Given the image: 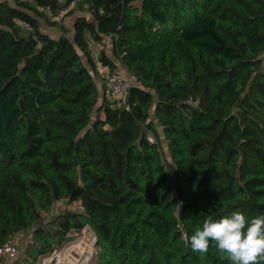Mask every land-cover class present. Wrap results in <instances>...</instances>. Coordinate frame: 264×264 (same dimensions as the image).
I'll list each match as a JSON object with an SVG mask.
<instances>
[{
  "label": "trees",
  "instance_id": "16d2710c",
  "mask_svg": "<svg viewBox=\"0 0 264 264\" xmlns=\"http://www.w3.org/2000/svg\"><path fill=\"white\" fill-rule=\"evenodd\" d=\"M69 1L0 0V245L30 235L7 264L84 227L91 264H230L185 236L209 215L264 214V0H77L69 13L91 17L71 27L39 10ZM87 35L136 77L128 110L99 96Z\"/></svg>",
  "mask_w": 264,
  "mask_h": 264
},
{
  "label": "clouds",
  "instance_id": "9594fccd",
  "mask_svg": "<svg viewBox=\"0 0 264 264\" xmlns=\"http://www.w3.org/2000/svg\"><path fill=\"white\" fill-rule=\"evenodd\" d=\"M185 238L200 255L207 254L212 245L230 264H264V214L248 218L236 210L218 219L209 215Z\"/></svg>",
  "mask_w": 264,
  "mask_h": 264
},
{
  "label": "built area",
  "instance_id": "2783aa9c",
  "mask_svg": "<svg viewBox=\"0 0 264 264\" xmlns=\"http://www.w3.org/2000/svg\"><path fill=\"white\" fill-rule=\"evenodd\" d=\"M76 2L77 0H70L66 7L61 8L56 12H53L49 7H39V10L44 15H46V17L51 22L61 23L65 27H71L72 18L69 12L74 7ZM19 24L25 30H31L32 28L30 23L25 20H21ZM109 42L110 38L108 36H102L100 40L95 39L91 35L86 36V43L88 46V57L93 63L101 65L98 61L99 52L103 48V46L105 44H109ZM136 82V77L130 72H128L122 65L114 70L109 69L108 72L105 74L104 80L102 82V99L109 102L111 106H123L126 110H128V97L130 88L132 85L136 84ZM149 140L155 141V137L150 134ZM67 207L75 210L83 209V206L79 202L69 204ZM61 208H64L63 202H55L51 212L48 215L53 216ZM22 234L23 233L21 232L16 233L10 238H8L2 245H0V261L1 259L13 260L18 257L20 238Z\"/></svg>",
  "mask_w": 264,
  "mask_h": 264
},
{
  "label": "rangeland",
  "instance_id": "374dc122",
  "mask_svg": "<svg viewBox=\"0 0 264 264\" xmlns=\"http://www.w3.org/2000/svg\"><path fill=\"white\" fill-rule=\"evenodd\" d=\"M11 3L12 2L10 1V4ZM104 46L107 52L110 54V51H108V49L110 48V44H105ZM90 64L95 65L93 69L91 68V65L88 68L90 69L92 76H94L93 78L99 83V86H101L104 80V76L108 72V69L105 68V71L99 74L97 69H95V67L98 64L96 63H90ZM93 239H94V234L92 233V231L88 227H84L81 231L73 232L70 236V239L67 242H65L59 248H55L50 254L41 257L35 264H52L57 260V254L61 253L62 251L64 254L66 253L65 251L67 252L70 251L69 253L65 254L64 262H62V264H73L75 262L81 263L80 259H85L84 256L87 254L86 245H89V247L91 248V257L90 259L89 257L85 259V264H91V262L95 257V252H96V246L93 242L94 241ZM29 240H30L29 233L23 232L19 244V254H18L19 257L22 256L23 251ZM51 259H54L52 263H51ZM46 260H50V262L49 261L47 262ZM4 261L7 262L8 260H4Z\"/></svg>",
  "mask_w": 264,
  "mask_h": 264
},
{
  "label": "crops",
  "instance_id": "0c3cea01",
  "mask_svg": "<svg viewBox=\"0 0 264 264\" xmlns=\"http://www.w3.org/2000/svg\"><path fill=\"white\" fill-rule=\"evenodd\" d=\"M8 1H9V2L11 1V2H12V0H8ZM79 14H84V15H86L87 18H90V17H91L89 13H83L82 11H79V10H77V11L71 13L70 15H71V18L73 19V17H76V16L79 15ZM40 23H41V25H40L41 30H42L43 32H45L46 34L50 35L51 37H58V36L61 34V32H60L57 28L52 27V26L46 24L42 19H40ZM69 35H70V34H69ZM105 50H106V49H105ZM108 51H110V48L108 49ZM106 52H107V50H106ZM107 53H108V52H107ZM79 54H80V56H81V59H82L83 63H84L87 67H89L90 64H89V62H88L87 57H86L85 55H83L80 51H79ZM114 63H115L116 65H118L117 68L120 67V64H119L118 61L115 60ZM105 68H107V67H106V66H103V65H97V66L95 67V69H97V71H98L99 74L102 73L103 71H105ZM107 69H108V68H107ZM108 70H109V69H108ZM95 71H96V70H95ZM93 77H94V76H93ZM93 79H94V78H93ZM94 81L96 82L97 89H98V91H99V96H101V95H102V94H101V92H102V84H101V86H99V83H98L95 79H94ZM101 97H102V96H101ZM0 264H7V262L4 261L3 259H1Z\"/></svg>",
  "mask_w": 264,
  "mask_h": 264
},
{
  "label": "bare ground",
  "instance_id": "6f19581e",
  "mask_svg": "<svg viewBox=\"0 0 264 264\" xmlns=\"http://www.w3.org/2000/svg\"><path fill=\"white\" fill-rule=\"evenodd\" d=\"M92 244V243H91ZM86 248H87V254L84 256V258L85 259H87L88 257H89V259H90V257H91V248L89 247V245H86ZM66 253L65 254H67V253H69L70 251H65ZM65 254L63 253V251L61 252V253H58L57 254V260H56V263L55 264H62V262H64V258H65ZM85 259H80V261H81V263L80 262H75V263H73V264H85ZM54 259H51V263H52V261H53ZM47 262L49 261L50 262V260H46Z\"/></svg>",
  "mask_w": 264,
  "mask_h": 264
},
{
  "label": "water",
  "instance_id": "95a60500",
  "mask_svg": "<svg viewBox=\"0 0 264 264\" xmlns=\"http://www.w3.org/2000/svg\"><path fill=\"white\" fill-rule=\"evenodd\" d=\"M94 244H95V235H94Z\"/></svg>",
  "mask_w": 264,
  "mask_h": 264
}]
</instances>
